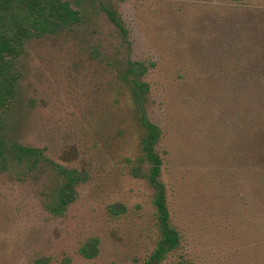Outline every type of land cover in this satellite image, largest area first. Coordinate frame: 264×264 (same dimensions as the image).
I'll use <instances>...</instances> for the list:
<instances>
[{
  "label": "rangeland",
  "instance_id": "obj_1",
  "mask_svg": "<svg viewBox=\"0 0 264 264\" xmlns=\"http://www.w3.org/2000/svg\"><path fill=\"white\" fill-rule=\"evenodd\" d=\"M102 1L122 18L131 50L97 0H80V23L31 37L16 61L7 136L83 179L55 213L62 178L51 163L0 170V264H143L151 254L158 229L139 160L142 129L122 79L127 55L155 63L144 104L162 130L160 179L181 234L158 264L180 255L264 264V187L254 178L264 157L255 160L237 113L246 76H260L249 86L264 99V0ZM94 239L95 255L83 256Z\"/></svg>",
  "mask_w": 264,
  "mask_h": 264
},
{
  "label": "trees",
  "instance_id": "obj_2",
  "mask_svg": "<svg viewBox=\"0 0 264 264\" xmlns=\"http://www.w3.org/2000/svg\"><path fill=\"white\" fill-rule=\"evenodd\" d=\"M80 0H0V170L9 168L12 164L32 169L41 161L51 163L61 175V183L54 193L52 212L61 213L71 201L74 184L83 179L75 169L65 168L48 160L42 148L22 145L7 136L5 116L12 106L15 97L19 72L16 67L17 59L23 54L25 42L31 37L53 34L62 30H69L81 22V11L73 4L81 6ZM110 22L116 28L121 43L131 50L127 40V30L118 13L107 6L102 0H97ZM240 2L242 0H231ZM153 61L132 60L128 55L123 62L122 79L129 87L134 112L142 129L139 144L143 151L139 159L147 164L145 177L153 189L152 202L155 207L157 225V239L154 248L143 264H158L169 254L177 250L181 244V234L171 223L170 210L167 200L165 184L160 179L162 159L156 150L162 130L153 123L145 109V94L148 85L143 80ZM257 73L246 76L239 102L238 120L244 135L251 140L255 160L264 157V99L254 98L251 83L259 80ZM248 87L251 90L248 93ZM245 143V141H244ZM247 146H242V155L246 157ZM140 163V164H141ZM264 166V163L263 165ZM255 184L264 187V171L256 164L254 168ZM247 176L246 174H244ZM243 180H247V177ZM254 182V180H253ZM117 211V210H113ZM94 247V243L92 245ZM86 257H92L82 248ZM172 264H194L183 256H179Z\"/></svg>",
  "mask_w": 264,
  "mask_h": 264
},
{
  "label": "flooded vegetation",
  "instance_id": "obj_3",
  "mask_svg": "<svg viewBox=\"0 0 264 264\" xmlns=\"http://www.w3.org/2000/svg\"><path fill=\"white\" fill-rule=\"evenodd\" d=\"M59 185L61 186V185H63V184H59ZM74 185H75V184H74ZM73 195H74V192L71 193L70 196L73 198ZM71 200H72V199H71ZM69 202H70V201H69ZM69 202H68V203H69ZM66 206H67V205H66ZM66 206H65V207H66ZM63 210H64V209H63ZM63 210H62V211H63ZM95 242H96V240L94 239V240H92L90 243H86V244H84V245L82 246V248L84 247V248L86 249V252H88V253H90L91 250L94 251V252L96 253L97 250H96V243H95ZM93 243H94V247L92 246ZM82 248H81V250H82ZM80 252H81V254H82L83 256H85V255L82 253V251H80ZM85 257H86V256H85ZM92 257H93V256H92Z\"/></svg>",
  "mask_w": 264,
  "mask_h": 264
}]
</instances>
